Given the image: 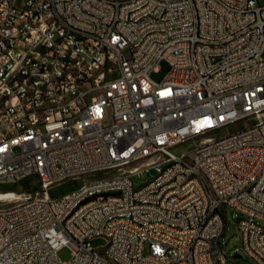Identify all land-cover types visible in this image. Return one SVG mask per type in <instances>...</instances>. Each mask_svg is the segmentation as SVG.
<instances>
[{
    "label": "built area",
    "instance_id": "built-area-1",
    "mask_svg": "<svg viewBox=\"0 0 264 264\" xmlns=\"http://www.w3.org/2000/svg\"><path fill=\"white\" fill-rule=\"evenodd\" d=\"M25 181L0 264H240L227 209L264 264V0H0V184Z\"/></svg>",
    "mask_w": 264,
    "mask_h": 264
},
{
    "label": "rangeland",
    "instance_id": "rangeland-1",
    "mask_svg": "<svg viewBox=\"0 0 264 264\" xmlns=\"http://www.w3.org/2000/svg\"><path fill=\"white\" fill-rule=\"evenodd\" d=\"M263 3V0H259ZM169 64L167 62H162L160 65V70L152 74V79L156 82L161 81L169 71ZM245 125L243 122L231 125L227 128L219 130L215 133L216 137L226 136L235 131H238L244 128ZM157 175L156 170L151 169L148 173L140 177H135L134 181L137 187H140L147 183L152 177ZM103 178H108L107 175H97L96 177H82L78 181H70L61 185L54 187L50 191L52 197H61L65 194H68L74 190L79 189L85 184L91 183L94 180H100ZM1 193H12L13 197L7 198V201H1L0 207L7 208L15 205L20 201V197L27 196L31 194L33 197L40 194L39 184L34 181H25L22 183H9V184H0V194ZM9 199V200H8ZM264 228V222H260ZM95 248H103L107 245V240L105 238H98L92 242ZM221 253L223 255L230 256L227 258L228 262L230 260H236L240 264H257L252 258H250L242 247V236L238 230L237 223L234 218L231 216V210L227 209L226 213V229L225 233L222 236L220 241ZM73 250L69 246L63 247L58 252V257L62 262H67L72 258ZM238 254L241 258H235V255Z\"/></svg>",
    "mask_w": 264,
    "mask_h": 264
},
{
    "label": "bare ground",
    "instance_id": "bare-ground-1",
    "mask_svg": "<svg viewBox=\"0 0 264 264\" xmlns=\"http://www.w3.org/2000/svg\"><path fill=\"white\" fill-rule=\"evenodd\" d=\"M150 171V170H149ZM157 175L155 177H159V170H156ZM12 193H1L0 194V202L7 201V198L13 197ZM15 198V196H14ZM115 198H120V191L118 190H98L95 191V201H104V200H115ZM9 200V199H8Z\"/></svg>",
    "mask_w": 264,
    "mask_h": 264
},
{
    "label": "water",
    "instance_id": "water-1",
    "mask_svg": "<svg viewBox=\"0 0 264 264\" xmlns=\"http://www.w3.org/2000/svg\"><path fill=\"white\" fill-rule=\"evenodd\" d=\"M232 214H233V212H231V215H232ZM237 219H238V217H236L234 220H237ZM235 257H236V258H241V256L238 255V254H236Z\"/></svg>",
    "mask_w": 264,
    "mask_h": 264
}]
</instances>
